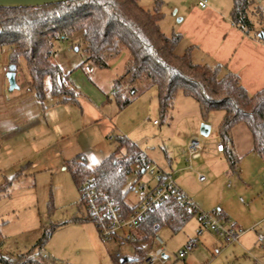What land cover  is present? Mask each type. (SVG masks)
Segmentation results:
<instances>
[{"label": "rangeland", "instance_id": "rangeland-1", "mask_svg": "<svg viewBox=\"0 0 264 264\" xmlns=\"http://www.w3.org/2000/svg\"><path fill=\"white\" fill-rule=\"evenodd\" d=\"M156 1L162 3L160 7L163 14L162 32L167 36L180 34L183 37L177 50V54L182 56L189 46L198 41L201 24H204L193 17L194 10L201 9L198 1L139 0V3L144 9L153 11ZM207 2L208 6L217 10L228 24H233L230 16L232 0ZM256 6L264 13V0H255V5L248 12L249 18L257 28L256 17L252 14ZM212 30L216 31L215 28ZM3 52V48H0V59ZM128 55L127 51H123L116 58L123 61ZM86 56L83 33L78 32L58 41L53 60L65 74L69 75L67 83L76 92L77 101L57 103L56 99L47 94L43 104H37L38 113L31 125L22 127L23 129L18 132L22 134V138L11 140L5 145V135L1 134L0 185L4 184L5 178L15 179L6 193H0V230L3 240L0 257L13 261L21 259L25 261L23 264L42 263L43 260L45 264H118L117 255L137 259L139 255L135 248L139 247L141 242L103 240L96 225L89 221L81 203V193L69 170L72 164L70 160L78 154L85 155L88 167L94 169L114 152L115 144L110 137L128 132L129 136H126L149 156L158 169H163L169 166L166 152L178 151V146H182L188 133L195 129V123L202 120L197 113L199 109L197 103L179 93L173 119L169 125L159 113L157 90L152 87L136 97L124 112L121 111L115 120L119 123L120 129L117 128L105 135L106 124L101 125L97 122L95 125L85 124V115H95L94 106L89 101H95L97 85L102 83L97 73L103 70L96 68L90 70L86 66L87 74L78 69L77 67L86 60ZM112 63L113 59L109 66ZM127 66L124 69L122 66L119 67L121 75ZM119 68L116 66L112 70L116 73ZM102 72L103 75L108 73ZM15 73L18 88L14 90L10 89L6 74V99L11 101L12 105H17L23 100L34 101L36 97L29 84V73L23 60H20ZM214 115L220 119L223 113L215 112ZM111 121L112 118L108 115V122ZM106 122L104 120L103 123ZM203 124L207 123L202 122L200 129ZM25 131H30L26 134L30 137L29 144L24 141ZM63 134L67 136L64 139ZM199 136L202 137L200 131ZM202 139L204 146L205 143L208 145V150L215 151L217 143H220L218 123L214 125L212 133ZM196 177L194 173V178ZM226 181L229 185V180ZM136 183L155 185L149 175L143 174L138 179L137 174L132 173L127 178L124 190L131 189ZM200 184L196 178L192 181V188L204 187ZM240 197L246 199L243 195ZM126 201L129 205H137L139 199L136 189L129 191ZM196 223V219L192 218L176 234L168 229L159 231L169 253V259L165 264H185L184 260L176 258V253L180 248L185 246L187 248L186 243L191 237L196 236ZM46 232L51 233V236L44 245L39 246L38 243ZM153 251L154 249H150L147 252V258L153 255Z\"/></svg>", "mask_w": 264, "mask_h": 264}, {"label": "trees", "instance_id": "trees-1", "mask_svg": "<svg viewBox=\"0 0 264 264\" xmlns=\"http://www.w3.org/2000/svg\"><path fill=\"white\" fill-rule=\"evenodd\" d=\"M161 5L156 1V7L150 11L144 9L139 0H74L35 8H0V48L10 50L9 69L12 65L17 68L20 60L25 62L29 84L41 105L47 94L57 103L77 101L76 92L67 83L69 75L53 60L56 43L63 37L83 33L87 56L77 68L87 74V65L106 69L112 59L127 51L130 55L127 69L113 82L112 96L107 98L108 102L116 103L119 111H124L136 97L155 87L159 113L168 120L181 93L197 102L204 122L211 113H224L219 137L223 147L229 149L228 158L233 170L237 159L230 149L232 130L239 124L247 126L252 135V151L264 160V89L250 95L237 74H223L222 65L194 63L193 47L186 49L182 56L178 55L183 37L180 34L167 36L162 32ZM254 5L255 0H232L231 21L245 33L255 30L254 22L248 16ZM252 14L264 31L263 11L256 6ZM111 140L115 151L96 169H90L79 157L69 170L80 193L83 183L94 179L96 188L112 198L128 217L135 206L129 205L126 198L135 187L124 190L127 178L136 173L140 179L143 173L135 171V166L150 161L129 138L117 135ZM14 179L0 185V193H6ZM194 216L180 200L172 197L149 211L139 222L134 231L136 241L146 243L162 229L176 234ZM50 236L51 233L46 232L38 245H44ZM2 245L0 230V249ZM137 252L141 254L139 249ZM144 261L146 257L141 254L125 264ZM24 262L0 257L2 264ZM35 264H45V261ZM118 264H122L121 261Z\"/></svg>", "mask_w": 264, "mask_h": 264}, {"label": "crops", "instance_id": "crops-1", "mask_svg": "<svg viewBox=\"0 0 264 264\" xmlns=\"http://www.w3.org/2000/svg\"><path fill=\"white\" fill-rule=\"evenodd\" d=\"M193 17L204 23L201 24L198 41H195L191 46L194 49L192 52L194 63L209 66L222 65L224 68L223 74L226 72L237 74L242 86L250 95L264 89V42L258 37L259 33L263 31V26L258 25L259 28L255 27L254 31L245 33L232 23L228 24L224 17L210 6L206 9L196 8ZM212 28H215L216 31L214 32ZM3 50L2 59H0V137L1 134L5 135L6 141L4 143L6 145L11 140L22 138V134L20 135L18 132L23 129L22 127L31 125L38 113L37 104L39 102L36 98L34 101L31 99L29 102L23 100L17 105H12V102L6 99L5 77L9 71L10 50L7 47H3ZM116 59H113V63L109 66L111 67L110 70H108L109 68L102 70L108 72L106 75H103L102 71L97 73L98 79L102 83L97 85L98 93L95 96V101H89L94 106L95 115H85L84 117L85 124L95 125L96 122L101 125L106 124L105 135L117 130V128L120 129L119 123L115 120L122 112L119 111L116 103L108 102L107 98L112 96L113 82L123 75H121L119 67L122 66L123 69L126 67L129 55L123 61L117 59L121 63ZM116 66L119 70L115 73L112 68H116ZM87 67L90 70L94 69L89 65ZM32 92L35 94L33 90ZM175 108L176 105H174L170 118L165 120L169 125L173 119ZM197 113H199L202 120L195 123V129L188 133L182 146H178V151L166 152L169 166L163 168L164 170H159L171 175L173 180L176 178L174 180L175 184L193 201L200 211L208 213L218 211L226 227L243 229L245 233L241 236L239 242L228 244L216 233L204 227L195 215L193 218L197 221V234L186 243L188 246L190 242H195V246L188 251V254L182 260L185 264H264V247L259 243V236L264 237V160L252 151V135L244 124H239L232 130L230 149L237 159L235 170L231 168L228 158L229 149L224 147L223 152L218 151L217 147L215 151L208 150V145L205 143L204 146L203 142L200 158L190 160L188 157L190 141L194 138L203 137L199 136L200 125L204 122L200 108ZM214 114L215 112L211 113L205 123L211 127L210 134L214 125L218 123L219 136V128L224 113L220 119H217V115ZM108 115L112 118L111 122H108ZM104 120L107 122L103 123ZM28 132L30 131H25V135ZM25 135H23L24 141L29 144L30 137ZM120 135L127 137L129 133L123 132ZM65 137L67 136L63 134L62 139ZM217 144H222L221 140ZM79 157L84 159L88 166V159L82 154H78L70 161L73 162ZM146 157L154 164L148 155ZM12 171L14 170L12 169ZM194 173L197 176V181L204 187L192 188V181L196 179ZM201 176L204 177V180L200 179ZM8 179L10 178H5V181ZM226 180H229V185H227ZM241 195L245 196L246 199L240 197ZM199 231H201L200 234ZM156 246L154 237L146 243L141 242V245L135 250L137 252V249H139L140 253L147 258V252L150 249L155 250ZM184 248L178 250L176 258H178L179 251L184 250ZM191 250L193 251L189 255ZM141 254L138 253V255ZM125 258L132 261L135 259L128 256ZM168 259L169 253L166 249V255L160 263L165 264ZM178 260L181 259L178 258Z\"/></svg>", "mask_w": 264, "mask_h": 264}, {"label": "built area", "instance_id": "built-area-1", "mask_svg": "<svg viewBox=\"0 0 264 264\" xmlns=\"http://www.w3.org/2000/svg\"><path fill=\"white\" fill-rule=\"evenodd\" d=\"M201 9L208 7L207 0H196ZM66 39V38H62ZM202 138H194L188 146V157L190 160L200 158L203 150ZM218 151L223 152L222 144L217 145ZM135 171L149 175L155 185L135 184L136 193L138 195V203L131 215L124 216L121 207L110 198L105 192L96 188L94 179H87L81 186L82 206L87 212L89 221L96 225L100 237L103 240L120 239L124 242L135 243L136 236L134 234L136 226L148 214L149 211L160 207L172 197L180 200L185 208L196 215L201 223L210 231L216 233L221 239L228 244L239 242L245 230L226 227L223 219L218 211L202 212L191 201L183 191L175 184L172 176L159 170L154 164L140 163L135 166ZM204 180V177H200ZM201 231H199V234ZM157 244L153 255L146 258V261L139 264H156L161 262L166 255V244L164 239L157 233L155 235ZM259 243L264 247V237L259 236ZM195 246V242H190L186 249L179 251L178 258L183 259L188 251ZM117 261L123 258L120 255L116 257Z\"/></svg>", "mask_w": 264, "mask_h": 264}, {"label": "water", "instance_id": "water-1", "mask_svg": "<svg viewBox=\"0 0 264 264\" xmlns=\"http://www.w3.org/2000/svg\"><path fill=\"white\" fill-rule=\"evenodd\" d=\"M74 0H0V8H29V7H42L47 5L61 4ZM258 37L264 42V32H260ZM16 68L12 65L7 73V79L10 84V89H17L16 83ZM211 128L207 124H203L200 129V135L203 137H208ZM132 260L128 258H123L121 260L122 264L131 262Z\"/></svg>", "mask_w": 264, "mask_h": 264}]
</instances>
